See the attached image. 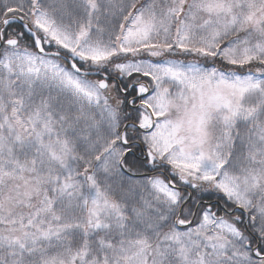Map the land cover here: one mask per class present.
<instances>
[{
  "label": "snow or ice",
  "instance_id": "6c2138e0",
  "mask_svg": "<svg viewBox=\"0 0 264 264\" xmlns=\"http://www.w3.org/2000/svg\"><path fill=\"white\" fill-rule=\"evenodd\" d=\"M0 264H264V0H0Z\"/></svg>",
  "mask_w": 264,
  "mask_h": 264
}]
</instances>
